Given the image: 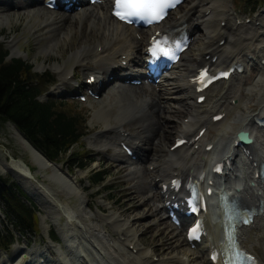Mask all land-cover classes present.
Masks as SVG:
<instances>
[{"label":"bare ground","instance_id":"1","mask_svg":"<svg viewBox=\"0 0 264 264\" xmlns=\"http://www.w3.org/2000/svg\"><path fill=\"white\" fill-rule=\"evenodd\" d=\"M60 1L63 2L64 0ZM76 1L77 3L74 2L69 10H65L66 4L62 3L56 11L49 10L42 5L39 7L42 0H0V26L4 20L8 21L14 15L27 13L28 16L35 15L36 17V13L40 14L42 18L40 26L44 25L45 30H42L43 33L38 35L37 39L35 37L37 42L41 38L53 34L55 30L57 34V43L48 42L43 46V49L39 50L44 56H49L50 54L59 55L58 49L60 48L58 43L60 40L63 37L69 39L68 34L71 35L72 32H80L81 39L76 45H73L69 54L67 53V59L57 68L61 80L67 81L65 84L72 81L68 87L69 89H74L72 83L76 82L75 79L81 78L83 79V84H80V87L86 90L93 89L100 95L99 99L105 94V89L110 91L107 96L122 94L121 91L123 89L128 88L131 90L129 95L125 94L121 97V99L123 98V104L126 102L124 104L125 109L121 114H118V112L122 108L119 111L117 109L120 104L122 105V101L120 104H116L117 107L115 108L102 105V100L97 102L100 108L99 113L105 108L106 112H104L107 118L110 117L111 114L109 113L111 111L113 112L112 117H115L112 122L109 119L105 120L103 123L104 130L93 138V143L99 146V149H106V147L112 145L113 159L119 160L117 162L120 165H125L130 177H134V179L138 180L137 175L140 174L139 167H136V165L141 164L144 167V173L141 174L143 176H140L141 178L145 176L147 178L149 188L148 201L150 198L154 199L156 207V212L154 213L160 215L161 222L170 221L167 202L172 200V198H178L181 202L188 197V194L185 193L187 185L201 186L203 199L209 203H217L219 192H217L215 184L220 182L227 183V185L235 184L239 191L234 188H228L226 189L227 195L234 196L242 206L255 207L260 203L262 204V212L255 216L253 223L240 228L238 241L247 254L253 256L259 264H264V187L259 183L256 176L259 165H264V127H258L253 123L254 118H262L264 116V98L260 96L261 91L258 92L247 105L246 110L243 112L245 114L241 113L243 117H241V114L235 117V124L237 123L240 126L235 130L234 134L233 131L229 130L219 135L216 140H211L210 131L215 126L220 127L225 123L226 120L223 122L222 120L230 114L232 100L236 97L240 98L239 89L232 90L227 86L233 85L234 82L236 84L243 81V73L235 74L228 81H222L209 87L204 92L206 99L202 104L196 103L199 96L195 93L193 82L197 70L203 67L207 66L215 72L217 70H228L232 65L238 63L242 65L244 60H241L242 57L240 55L244 50L249 49L248 43L245 44L244 48L237 51L230 46V42H236V39L241 37H245L243 39L252 42L255 39L253 35L255 32L251 33L253 30H258V33L256 32L257 36L264 35L262 33L264 30V19L254 20L259 21L258 28L239 25L235 29L236 24L231 23V15L222 9L225 7L226 0H197L192 7H184L174 13L167 21L162 22L161 26L159 25L153 29L148 28L145 31H135L132 27L123 25L110 16V0H101L100 4L95 5H90L88 0ZM70 2L72 1L69 0ZM204 11H210L209 18L216 12L221 17L218 26L205 34L204 41L194 46L192 43L195 39L192 36L193 39L190 42L192 46L189 51L182 54L180 62L169 72L165 73L158 84L139 86L128 84L125 87L126 80H131L134 74H126V69H123L122 64L138 67L145 57V50L150 37L156 32L174 27H181L189 35L188 30L190 32L195 30L194 24L198 23V18L200 19L201 16H204L201 15ZM2 18L4 19L3 21H1ZM220 22H225L223 27H221ZM215 41L216 43H214ZM221 41H224V43L219 45ZM17 42L12 41L9 43L10 50L12 54L15 52V56L19 54V51L16 50ZM259 54L262 55L257 56V58L264 60V51ZM24 56L26 57V54ZM207 56H209L208 60L206 59ZM213 58L216 60L213 61ZM75 64L78 65L77 69L81 73L79 78L76 77L75 73L72 76ZM67 66L70 67L65 70ZM258 66L257 64V68ZM259 68L260 70L264 68V64ZM118 71L125 72L122 78L117 74ZM90 77L94 78L95 82L87 85L86 81ZM109 77H113L112 82L109 81ZM109 87L111 88L109 89ZM216 88L217 90H215ZM63 91L64 87L55 88L58 96H61ZM245 93L248 92L246 91ZM234 108L238 109V107ZM95 112L94 118H97L98 112ZM165 112L175 114L177 122L172 124L173 121L171 122ZM217 115H223V119L214 123L212 119ZM168 123L169 126L174 125L172 128L173 132H171L172 135L164 129ZM12 128L15 130L17 138L34 165L45 169L58 168L60 166L51 164L23 135L13 126ZM218 129L222 131V127ZM201 130H204V133L199 137L198 133ZM240 131L248 132L253 139V143L248 149L234 148L235 136ZM171 139L172 143L167 146ZM176 139H185L186 144L172 151L171 147ZM209 146L211 149L207 150ZM124 147L130 149L133 155L136 156L135 161L127 156ZM213 158H217L220 163L226 165L223 174L218 177L212 175V171L209 168L210 161ZM9 159L7 170L15 182L30 198L36 199L33 194V190L36 188H33L34 185L31 182L34 177L30 169L21 160L15 161L10 156ZM172 180L181 184L178 190L173 187ZM141 184L143 185V183ZM164 186H167L165 192L163 191ZM208 187L213 190L210 197L205 193ZM122 195L118 198L117 203L125 209L124 212L135 211L137 209L136 198L132 195ZM59 205L63 210H66L64 214L67 218H73L66 203L60 202ZM206 210L207 213L205 212L203 216L206 236L193 249L189 248L190 244L185 237L186 229H184V235L181 236L180 229L183 228V225L176 226L170 221V227L176 232L179 245L186 250L189 261L192 264H219V257L223 253L224 235L221 214L218 210L216 222H211L208 216L209 209L207 208ZM188 222L189 227L194 223L193 220L189 221V219ZM163 247L165 246L161 245L158 248V253L161 254ZM169 249H171L170 246ZM79 253L78 255H80ZM212 256H216L215 263L211 259ZM98 257L101 264H108L106 260L108 256L105 257L104 254L98 252ZM199 260L201 261L200 263L198 262ZM184 262V260H180L176 264H184Z\"/></svg>","mask_w":264,"mask_h":264},{"label":"rangeland","instance_id":"2","mask_svg":"<svg viewBox=\"0 0 264 264\" xmlns=\"http://www.w3.org/2000/svg\"><path fill=\"white\" fill-rule=\"evenodd\" d=\"M44 1L42 0L39 7L43 6ZM196 1L184 0L169 17L184 7H192ZM224 6L222 9L231 15V23L236 24L235 29L239 25L258 28L259 21L254 20L264 19V0H250L249 2L247 0H226ZM201 15L200 19L198 18V23L194 24L195 30L193 32L188 30V33L194 36L195 40L192 43L194 46L204 41L205 34L218 26L221 20L218 12L212 15L211 18H209L210 11H204ZM3 20L2 18L1 21ZM41 22V15L37 13L36 17L35 15L28 16L26 13L11 16L8 21L4 20L0 26V50L8 53L7 60L21 59L27 62L33 68L32 75L41 77L37 88L40 92H45L39 97V101H52L56 105L62 103V111L68 115H78L79 119L84 122L82 127L86 136L78 145L74 146L72 153H75L73 159L81 158L79 164H88L89 166L87 165L84 171L73 170L71 161L66 162L63 159L56 164L60 165L58 168H40L31 162L30 156L21 145L15 130L12 128V126L15 129L16 127L10 122H0V178L6 180L9 184H16L21 189L7 170V164L10 161L9 156L15 161H23L34 177L31 182L34 185L33 188H36L33 190L36 199L30 198L21 190L26 198L33 203L37 212L36 231L18 232L5 219L3 205L0 203L1 235H9L8 239L11 238L13 241L9 250L0 252V264H101L98 257L99 251L105 257L108 256V259H106L108 264H176L180 260H184V264H190L188 253L179 245L176 232L170 227V221L161 222L160 215L154 213L156 212L154 199L150 198L148 201V181L146 176L141 178L144 167L141 164L136 165V167H139L140 174L137 175L138 180L134 179V177H130L125 165H120L117 162L119 160L113 159L112 145L106 147V149H99V146L93 143V138L104 130L103 123L105 120L109 119L112 122L115 117H112L113 112L111 111L110 113L107 112L111 114L107 118L105 108L99 113L100 108L97 102L102 100V105L115 108L117 107L116 104H120L122 101V105L120 104L121 106L119 105L117 109L119 111L122 108L118 112V114H121L125 109L124 104H126V102L123 104V98L121 99V97L125 94L129 95L131 90L128 88L123 89L122 94L109 96L107 95L110 91L105 90L102 98L98 100L89 99L84 103L75 98L69 99L68 96L75 92L80 91L82 95L87 94V91L80 87V84H83V79L79 78L81 73L77 69V64L73 66L72 76L75 73L79 79H75L76 82L72 83L74 89L68 87L72 81L65 84L67 81L61 80L57 70L63 64V61L67 59L73 45H76L81 39L80 32L75 30L77 33L68 34L69 39L63 37L60 40L58 43L59 55L44 56L39 50L43 49V46L48 42L57 43V34L55 30L53 34H49V36L47 35L37 42L38 35L45 30L44 25L40 26ZM224 24L225 22H220L221 27ZM257 31H251L252 34L255 32L253 34L255 39L252 42L243 39L245 37L236 39V42H230V46L237 51L244 48L247 43L249 46V49L244 50L240 55L241 60H244L242 63L244 67L243 81L236 84L234 82L233 85L227 86L232 90L239 89L240 98L236 97L232 100L231 112L222 120V122L226 120L225 123L220 127L215 126L210 131L211 140H216L219 135L229 130L233 131L234 134L240 126L237 123L235 124V117L241 113L245 114L243 112L246 110L247 105L258 92L261 91L260 96L264 98V68L261 70L259 68L264 64V60L257 58V56L262 55L259 53L264 51V35L257 36ZM262 33L264 34V30ZM12 41H18L16 50L19 51V54L16 56L14 55L15 52L12 54L9 47V43ZM223 43L224 41H221L219 44L222 45ZM192 45L190 44L189 49ZM24 54H26V57ZM257 64L259 65L258 68ZM69 67L67 66L65 70H68ZM129 68L131 69V66ZM117 74H119V71ZM59 86L64 87L61 96H58L55 92V88ZM240 86L243 90H240ZM244 90L248 93H245ZM245 94L246 96H244ZM234 107H238V109ZM95 111L98 112L97 118H94ZM242 114L241 117H243ZM165 115L168 116L171 122L173 121L172 124L177 122L175 114L165 112ZM173 127L174 125L169 126L168 123L164 129L172 135ZM221 127L222 131H219L218 128ZM171 143L172 139L167 143V146ZM93 172H100L104 178L103 184L94 188L89 183L90 175ZM140 183H143V185H140ZM145 183H147L146 186ZM122 194L132 195L136 198L137 209L135 211L124 212L125 209L117 203ZM24 201L27 204L29 203L27 200ZM60 202L67 204L73 217L72 220L66 217L64 214L66 210L60 207ZM50 233H54L57 243L49 239ZM180 233L181 236L184 235V227L180 229ZM161 245L165 247H163L164 249L160 254L158 248ZM169 246L171 249H169ZM78 252H80V255H78Z\"/></svg>","mask_w":264,"mask_h":264},{"label":"trees","instance_id":"3","mask_svg":"<svg viewBox=\"0 0 264 264\" xmlns=\"http://www.w3.org/2000/svg\"><path fill=\"white\" fill-rule=\"evenodd\" d=\"M7 57L8 53L0 50V122L12 123L49 162L58 164L64 159L71 161L73 170L84 171L88 164H79L81 158L73 159L75 153H72L74 146L86 136L82 127L84 122L78 115L62 111V103L39 101L45 92L37 88L41 77L32 75L33 68L27 62L7 60ZM103 182L100 172L90 175L89 183L93 188ZM24 200L29 201L16 184L0 178V203L7 222L18 232L36 231V208ZM9 237L0 232V252L9 250L13 244ZM49 239L56 242L54 233L49 234Z\"/></svg>","mask_w":264,"mask_h":264},{"label":"snow or ice","instance_id":"4","mask_svg":"<svg viewBox=\"0 0 264 264\" xmlns=\"http://www.w3.org/2000/svg\"><path fill=\"white\" fill-rule=\"evenodd\" d=\"M177 3L179 0H115L113 14L124 21L131 22L135 19L151 24L162 19L166 10ZM155 54L153 50V55ZM244 259L248 260L249 264H255L251 257ZM225 264L228 262L226 261ZM232 264H236V261L233 260Z\"/></svg>","mask_w":264,"mask_h":264},{"label":"water","instance_id":"5","mask_svg":"<svg viewBox=\"0 0 264 264\" xmlns=\"http://www.w3.org/2000/svg\"><path fill=\"white\" fill-rule=\"evenodd\" d=\"M236 138L237 140L240 142V143H243V144H250L252 142V140L250 139L249 137V134L248 132H239L237 135H236ZM42 155V154H41ZM43 156V155H42ZM44 157V156H43ZM46 159V158H45ZM47 160V159H46ZM55 165V164H54Z\"/></svg>","mask_w":264,"mask_h":264}]
</instances>
